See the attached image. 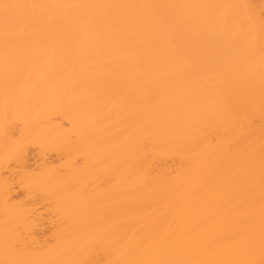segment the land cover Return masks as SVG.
I'll use <instances>...</instances> for the list:
<instances>
[{
    "label": "bare ground",
    "instance_id": "obj_1",
    "mask_svg": "<svg viewBox=\"0 0 264 264\" xmlns=\"http://www.w3.org/2000/svg\"><path fill=\"white\" fill-rule=\"evenodd\" d=\"M0 264H264V0H0Z\"/></svg>",
    "mask_w": 264,
    "mask_h": 264
},
{
    "label": "snow or ice",
    "instance_id": "obj_2",
    "mask_svg": "<svg viewBox=\"0 0 264 264\" xmlns=\"http://www.w3.org/2000/svg\"><path fill=\"white\" fill-rule=\"evenodd\" d=\"M3 7L9 8V7H12V6H10V5H3Z\"/></svg>",
    "mask_w": 264,
    "mask_h": 264
}]
</instances>
